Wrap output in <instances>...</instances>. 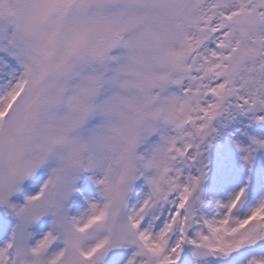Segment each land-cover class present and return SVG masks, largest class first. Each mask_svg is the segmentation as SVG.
<instances>
[{"label":"snow or ice","instance_id":"1","mask_svg":"<svg viewBox=\"0 0 264 264\" xmlns=\"http://www.w3.org/2000/svg\"><path fill=\"white\" fill-rule=\"evenodd\" d=\"M0 264H264V0H0Z\"/></svg>","mask_w":264,"mask_h":264}]
</instances>
